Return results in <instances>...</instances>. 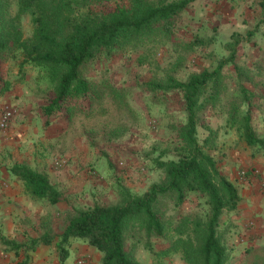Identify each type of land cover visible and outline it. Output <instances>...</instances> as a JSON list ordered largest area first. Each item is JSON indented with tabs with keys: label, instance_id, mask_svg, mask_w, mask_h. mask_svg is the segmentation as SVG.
Instances as JSON below:
<instances>
[{
	"label": "trees",
	"instance_id": "trees-1",
	"mask_svg": "<svg viewBox=\"0 0 264 264\" xmlns=\"http://www.w3.org/2000/svg\"><path fill=\"white\" fill-rule=\"evenodd\" d=\"M193 1L0 0V57L19 50L22 63L36 66L53 85L54 95L42 108L46 115L64 105L69 110H83L84 100L105 96L102 88L109 90L110 99H118L129 107L121 89L108 80L93 83L81 75V67L96 57L109 58L115 51L135 47L156 34L172 35L178 16ZM259 4L264 22V0ZM25 17L31 25L27 37L23 31ZM240 40L234 37L228 41L225 45L229 54L211 68L191 72L183 80L169 74L164 84L148 83L180 90L183 99L185 120L177 130L172 157L155 160L162 178L138 195L118 184L117 201L78 210L56 242L59 264L69 255L70 238L96 247L102 253L101 264H143L126 250L130 229L155 254L179 253L185 264H226L228 251L222 239L225 229L221 228V217L236 209L241 198L237 185L218 169L211 153L218 148V130L206 124L201 114L221 104L226 114L224 125L234 129L247 145L256 147L264 158V139L257 136L251 124V101L255 95L244 85L251 70L235 62ZM226 64H233L236 73L235 88L230 93L223 70ZM9 171L22 181L32 198H45L51 203L59 200L58 189L45 173L24 162L12 163ZM190 193L199 195L200 200L194 210L175 217L170 245L156 251L151 238L164 234V200L180 206ZM1 240L14 249L20 246L4 237ZM52 240L44 234L29 239L28 247L33 249Z\"/></svg>",
	"mask_w": 264,
	"mask_h": 264
},
{
	"label": "rangeland",
	"instance_id": "rangeland-1",
	"mask_svg": "<svg viewBox=\"0 0 264 264\" xmlns=\"http://www.w3.org/2000/svg\"><path fill=\"white\" fill-rule=\"evenodd\" d=\"M260 1L194 0L178 16L172 35L156 34L135 47L115 51L109 58L96 57L81 67V75L93 83L108 80L121 89L129 107L122 105L118 99H110L109 90L102 88L105 96L97 100L92 97L84 100L81 103L83 110H69L64 105L50 116L43 115L38 108L41 109L47 99L54 95L53 85L36 66L22 63L19 50L11 56L0 57H5V61H16L15 66L23 74L19 78L26 79L28 76L27 80H37L33 93L35 104H38L37 112L43 115L37 125L38 135L42 139H39L40 155L33 157L32 166L48 176L58 189L59 198L67 203L63 206H51L58 210L59 216L65 217L57 220V230L61 227V221L74 216L84 207L93 203L110 204L117 201L118 184L138 195L161 180L162 172L155 166V160L172 157L171 150L178 141L177 130L185 120L183 99L180 90L164 89L148 83L164 84L169 74L183 80L191 72L213 67L229 54L225 44L234 37L241 39L236 47L235 62L243 69L251 70L250 79L244 80V85L255 95L251 101V124L257 136L264 139V22H261ZM23 31L25 37L30 34L28 17L24 18ZM223 70L228 76L226 84L230 93L235 88V69L233 64H226ZM201 117L206 124L218 130V148L211 153L218 169L229 178L225 173L224 161L230 158L231 149L246 143L234 129L224 125L226 114L222 111L221 104L208 108ZM204 133L207 132L204 130ZM81 145H88L92 150L98 149L97 155H104L111 162V172L108 174L107 169L103 171L102 163L95 164L93 161L89 164L94 166L87 169L84 178L64 174L63 179L60 176L61 169L72 161V157H68L66 153ZM118 146H129L128 150H123L128 152L129 157L124 154L119 156V153L114 160L107 158L110 149L114 155L120 149ZM247 147L254 151L253 156L261 154L256 147ZM61 159H65V163H61ZM125 164L127 167H124ZM236 170L238 176L246 174L242 167H237ZM241 171H245V174H241ZM23 198L31 197L25 194ZM69 200H74L76 204L69 203ZM199 200V195L193 193L188 194L180 206L172 200H164L166 207L161 211L166 222L164 234L159 238H151L156 251L170 245L171 222L175 217L194 210ZM38 205L41 208L48 206L44 200ZM235 210L237 208L226 211L221 217V228L225 229L222 239L228 251L226 264H264V225L258 227L260 230L254 235L257 239L253 241V237L249 241L244 233L253 228L254 222L233 223L229 214ZM47 232L53 241L59 237L55 231ZM134 234L135 231H128L126 250L139 262L185 264L179 253L155 254L146 247L144 241L137 240ZM79 259L80 257L76 258L74 264ZM84 260L86 261L85 258Z\"/></svg>",
	"mask_w": 264,
	"mask_h": 264
},
{
	"label": "crops",
	"instance_id": "crops-1",
	"mask_svg": "<svg viewBox=\"0 0 264 264\" xmlns=\"http://www.w3.org/2000/svg\"><path fill=\"white\" fill-rule=\"evenodd\" d=\"M4 58L0 59V112L5 107H12L16 109V113L9 125L0 130V264H59L56 248L59 237L49 244H38L33 249L28 247L30 245L28 241L48 234L47 231L60 234L71 217L61 221V227L57 230L55 227L57 220L65 217L59 216L58 210L51 206L53 204L63 206L67 203L63 198H59L56 203H51L45 198H32L25 191L22 181L9 171L10 165L14 162H24L33 167V157L40 155L38 148L39 139L42 137L38 135L37 125L40 124L43 115H46L42 109L44 104L41 109L38 108V111H42V115L37 112L38 104L36 105L34 100L33 92L37 80L32 81L31 78L27 80L28 76L26 79L19 78L23 74L19 73V68L15 66L16 61H5ZM4 87L7 89L3 90ZM119 148L114 155L113 150L110 149L107 158L114 160L119 153H121L119 156L124 154L128 158V152L123 150H128L129 146ZM97 152L98 149L92 150L88 145H81L76 150L71 148L66 154L72 157V161L64 165L60 176L64 179V174H67L70 177L82 179L87 169L94 166L89 164L93 161L95 164L102 163L101 169L103 171L107 169L109 174L112 170L111 162L104 155H97ZM253 152L246 144L241 143L239 147L231 149L230 158L224 161L225 173L237 185L241 198L237 210L229 214L230 221L233 223L254 222L253 228L244 233L249 241L260 230L258 227L264 225V158L262 154L253 156ZM129 159L132 160V158ZM124 167H127V164ZM237 167L245 169L246 174L238 176ZM24 193L31 198H23ZM41 200L46 201L48 205L46 208L39 207ZM71 200L69 203L75 205L76 202ZM68 208L71 207L68 206ZM2 237L13 240L20 246L12 248L3 243ZM256 239L254 237L253 241ZM68 250L69 255L63 264H74V260L78 257L86 259L84 264H101L102 254L96 247L82 239L70 238Z\"/></svg>",
	"mask_w": 264,
	"mask_h": 264
},
{
	"label": "built area",
	"instance_id": "built-area-1",
	"mask_svg": "<svg viewBox=\"0 0 264 264\" xmlns=\"http://www.w3.org/2000/svg\"><path fill=\"white\" fill-rule=\"evenodd\" d=\"M15 113H16V109L12 107H5L4 109H2V111L0 112V130L5 129L9 125ZM61 163H65V159H61ZM241 174H245V171H241ZM84 263H85L84 258H80L77 261V264H84Z\"/></svg>",
	"mask_w": 264,
	"mask_h": 264
}]
</instances>
